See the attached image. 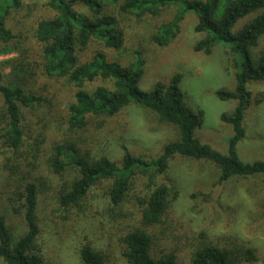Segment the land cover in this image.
<instances>
[{
	"label": "rangeland",
	"instance_id": "1",
	"mask_svg": "<svg viewBox=\"0 0 264 264\" xmlns=\"http://www.w3.org/2000/svg\"><path fill=\"white\" fill-rule=\"evenodd\" d=\"M24 17L36 21L46 16L42 8L47 0H21ZM76 10L89 16L88 11L76 4ZM177 9L167 7L159 15H146L141 19L133 15L118 14L123 34L119 51L106 49L92 43L90 51H100L108 62L123 67L133 64L137 56L144 60L143 75L138 88L151 94L158 84L168 86L176 76H181L179 88L184 95L185 107L202 114V123L193 136L222 155H227L228 141L232 136L229 125L220 121L229 115L237 102H222L217 92L234 91L235 76L246 62L245 51L231 52L230 47L214 46L209 54L194 51V45L205 37L197 34L195 15L189 13L181 23L180 33L166 47H158L152 39L159 28L171 21ZM263 11L240 20L232 33L240 31ZM264 52V37L247 50L254 64ZM0 57V62L16 58ZM109 83L97 81L86 84L92 92ZM34 92L45 100L42 106L24 111L23 123L26 140L31 143L39 133L45 142L39 152L25 147L21 150V167L16 179L31 168L38 173L36 220L40 234L35 242L44 264H81L79 250L89 246L105 259L104 264H127L122 256V240L134 230L144 231L151 239L149 249L153 259L172 255L177 264H192V254L205 245L225 249L232 264H264V177L240 178L234 176L222 185L217 184L219 172L208 161H196L176 155L167 172L156 180L158 185L172 187L177 198L168 204L161 222L145 227L141 220L140 201L149 194L146 181L137 175L132 181L124 201L114 206L109 198V183L91 188L77 204L65 203L71 182L77 180L74 170L68 169L54 176L46 160L53 147L64 143L74 144L81 155L93 159L102 157L120 165L125 153L152 161L163 154L165 146L179 141L178 130L161 123L145 107L129 105L113 117L91 118L81 131H69L65 124V111L73 101L76 88L63 80L37 79ZM251 104L244 113L242 127L244 138L237 145L243 163L264 162V79L248 82ZM1 98V97H0ZM1 103V102H0ZM5 148L0 140V162ZM20 166V165H19ZM0 171V215L14 237L26 231L21 215L11 211L8 198L15 200L14 186H5L8 176ZM20 205V203H18ZM17 204V207H18ZM252 250L255 262H246L243 250ZM0 264H4L0 261Z\"/></svg>",
	"mask_w": 264,
	"mask_h": 264
},
{
	"label": "trees",
	"instance_id": "2",
	"mask_svg": "<svg viewBox=\"0 0 264 264\" xmlns=\"http://www.w3.org/2000/svg\"><path fill=\"white\" fill-rule=\"evenodd\" d=\"M85 8L83 15L74 6ZM167 7L177 9L170 22L163 24L152 42L166 47L179 33L181 23L189 13L197 18L194 29L205 37L194 45V51L209 54L214 46L230 47L232 53L245 51L246 62L241 64L235 79L234 91L217 92L222 102L235 101L236 108L220 121L232 129L227 155H222L193 136V131L202 123V114L193 113L185 107L184 95L179 85L181 76L176 75L168 86L158 84L151 94L141 91L138 83L143 75L144 60L137 56L130 66L110 63L102 52H91L92 43L106 49L119 51L123 45V32L118 14L142 18L155 17ZM47 11L29 24L30 18L19 15L21 0H0V57L16 58L0 62V140L5 152L0 162L8 172L5 186H14L15 200L8 198L11 211L21 215L26 231L14 237L0 215V261L4 264H44L35 242L40 234L36 220L39 186L36 168L26 171L16 179L20 169L19 154L25 147L39 152L45 138L42 133L31 143L26 140L24 111L42 106L44 98L34 92L37 79L63 80L76 88L65 111V124L71 132L87 126L89 117H113L129 105L145 107L162 123L174 126L179 141L165 146L163 154L152 161L125 153L122 163L115 164L105 157L93 159L81 155L74 144L64 143L53 147L46 164L54 176L68 169L74 170L77 180L71 182V190L64 196L65 204L77 205L93 187L109 183V198L114 206L121 204L132 181L137 175L146 181L149 194L140 201L141 220L145 227L161 222L170 201L177 198L172 187L158 185L156 180L164 175L170 161L179 155L196 161H208L217 168L218 185L234 176L248 178L264 177V162L243 163L237 153V145L244 138L242 122L246 109L251 104L248 82L264 79V52L256 64L247 50L264 37V0H47L42 6ZM263 11L240 31L232 33L238 22L251 14ZM97 81L109 83L92 92L86 84ZM20 165V166H19ZM20 203V205L18 204ZM18 204V207H17ZM127 264H177L172 255L153 259L149 249L150 237L141 230H134L122 240ZM246 262H255L252 250H243ZM81 264H104V257L89 246L79 250ZM192 264H232L225 249L205 245L192 254Z\"/></svg>",
	"mask_w": 264,
	"mask_h": 264
}]
</instances>
